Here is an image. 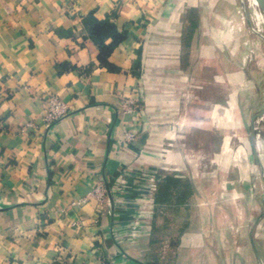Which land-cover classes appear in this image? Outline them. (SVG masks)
I'll list each match as a JSON object with an SVG mask.
<instances>
[{
    "label": "crops",
    "instance_id": "0c3cea01",
    "mask_svg": "<svg viewBox=\"0 0 264 264\" xmlns=\"http://www.w3.org/2000/svg\"><path fill=\"white\" fill-rule=\"evenodd\" d=\"M201 1L0 0V264H264L261 40Z\"/></svg>",
    "mask_w": 264,
    "mask_h": 264
},
{
    "label": "rangeland",
    "instance_id": "374dc122",
    "mask_svg": "<svg viewBox=\"0 0 264 264\" xmlns=\"http://www.w3.org/2000/svg\"><path fill=\"white\" fill-rule=\"evenodd\" d=\"M251 4L253 7L251 8H247V3L245 1V7L242 3V0H203L201 1L202 4H204V7L206 9V12L208 13L209 11L216 9L218 10L221 15L223 16V19H227V24L230 25L231 22H238V24H241L242 26V30L248 31V29H250L251 27L254 29L255 27L258 28V30H260V35L264 37V15L261 18L256 21L257 23H255L254 21V17L252 15V12L254 13H260L263 12L264 13V0H250ZM254 5H256V7H254ZM189 11H191V17H190V24L191 26L194 25V21L197 22V13L195 14V16L193 15V8L190 7ZM243 12L245 13V18L247 20V25L244 23V19H243ZM207 15V14H206ZM208 17V16H207ZM199 20V19H198ZM211 20V19H210ZM198 23V22H197ZM226 23V22H224ZM191 33H190V40L193 41V32H192V28L190 29ZM209 30V26L207 27L206 31ZM259 33V32H258ZM249 34V33H248ZM208 35V33H207ZM249 39L250 34L248 35ZM261 45H256L255 49L253 51V48L251 49V52L249 54V58L254 60L257 59L259 56L264 55V43L259 42ZM198 91V84L197 82H193L191 84V89H190V96H189V101L188 104L189 106H192V104L194 103V100H196V92ZM191 104V105H190ZM261 118H259L257 120L258 125H260Z\"/></svg>",
    "mask_w": 264,
    "mask_h": 264
},
{
    "label": "built area",
    "instance_id": "2783aa9c",
    "mask_svg": "<svg viewBox=\"0 0 264 264\" xmlns=\"http://www.w3.org/2000/svg\"><path fill=\"white\" fill-rule=\"evenodd\" d=\"M121 105L125 112L134 114L138 110H140V102L138 100H134L132 97H124L121 100ZM70 106L56 94H51L46 98V112L44 114V121L47 126H51L54 122L61 120L69 114ZM136 133L132 131H128L125 134V140L127 142L135 141ZM95 194L98 196H102V187H98L95 190ZM153 223V211L147 209L144 212H138L135 216L132 225L133 228H141L145 227L148 229L152 228Z\"/></svg>",
    "mask_w": 264,
    "mask_h": 264
},
{
    "label": "trees",
    "instance_id": "16d2710c",
    "mask_svg": "<svg viewBox=\"0 0 264 264\" xmlns=\"http://www.w3.org/2000/svg\"><path fill=\"white\" fill-rule=\"evenodd\" d=\"M103 28H109V29H111V28H113V26L110 24V22H105V23H103V24H101V25H98L97 27H96V29H95V34H99L101 31H102V29ZM122 35H117L116 34V39H122ZM111 51V48L109 47H107V48H104L103 49V54H105V55H107L109 52Z\"/></svg>",
    "mask_w": 264,
    "mask_h": 264
},
{
    "label": "bare ground",
    "instance_id": "6f19581e",
    "mask_svg": "<svg viewBox=\"0 0 264 264\" xmlns=\"http://www.w3.org/2000/svg\"><path fill=\"white\" fill-rule=\"evenodd\" d=\"M253 35L256 36V37H258L259 40H261V42L264 41V37L261 36L260 33H258L256 27L253 29Z\"/></svg>",
    "mask_w": 264,
    "mask_h": 264
}]
</instances>
